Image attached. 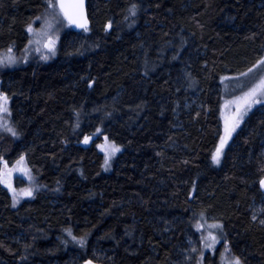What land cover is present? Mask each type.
Masks as SVG:
<instances>
[{"label": "trees", "instance_id": "obj_1", "mask_svg": "<svg viewBox=\"0 0 264 264\" xmlns=\"http://www.w3.org/2000/svg\"><path fill=\"white\" fill-rule=\"evenodd\" d=\"M48 1L0 0V52L24 49ZM88 12L91 28L66 31L50 63L0 76L13 125L0 264H197L210 224L242 264H264V105L213 161L224 98L264 58V0H88ZM99 131L121 149L111 171L102 138L89 143ZM19 163L30 198L17 199Z\"/></svg>", "mask_w": 264, "mask_h": 264}, {"label": "rangeland", "instance_id": "obj_2", "mask_svg": "<svg viewBox=\"0 0 264 264\" xmlns=\"http://www.w3.org/2000/svg\"><path fill=\"white\" fill-rule=\"evenodd\" d=\"M72 27L62 14L58 0H49L42 13L33 19L28 28V43L21 51L12 48L0 52V76L7 72L28 65H40L50 63L58 55V48L62 35L71 30ZM245 81L238 85V91L252 84L247 90L233 96L225 97L223 101L222 116V135L220 142L214 152L213 161L219 166L223 160L226 150L233 139L240 131L244 121L255 109L264 105V58L246 77ZM11 99L0 95V137L13 133ZM98 138H102L98 143V151L103 155L106 171L113 168L114 159L121 153V149L115 144L103 138L99 131L89 143H94ZM16 178L23 180L26 187L18 192L17 199H24L33 196V190L36 183L30 173V168L22 163L17 164ZM5 176H10V168H5ZM9 181L13 184L16 179ZM10 179V178H9ZM8 181V180H7ZM14 190V189H13ZM16 191V190H14ZM264 215V208L255 212L254 219L260 220ZM262 218V217H261ZM201 254L197 264H242L241 261L233 255L229 245L221 235V228L218 224H210L205 228L201 227ZM196 246L193 251H196Z\"/></svg>", "mask_w": 264, "mask_h": 264}, {"label": "water", "instance_id": "obj_3", "mask_svg": "<svg viewBox=\"0 0 264 264\" xmlns=\"http://www.w3.org/2000/svg\"><path fill=\"white\" fill-rule=\"evenodd\" d=\"M58 6L75 33H82L91 28L88 12V0H58ZM264 194V179L260 184ZM84 264H102L87 260Z\"/></svg>", "mask_w": 264, "mask_h": 264}]
</instances>
